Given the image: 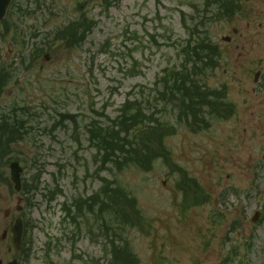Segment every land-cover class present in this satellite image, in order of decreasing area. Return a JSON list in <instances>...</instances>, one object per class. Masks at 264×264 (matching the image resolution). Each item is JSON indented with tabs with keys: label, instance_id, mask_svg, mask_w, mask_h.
Segmentation results:
<instances>
[{
	"label": "rangeland",
	"instance_id": "374dc122",
	"mask_svg": "<svg viewBox=\"0 0 264 264\" xmlns=\"http://www.w3.org/2000/svg\"><path fill=\"white\" fill-rule=\"evenodd\" d=\"M111 1L13 0L0 23V260L21 205L23 264H264V0ZM177 72L219 113L194 121L164 90ZM127 101L168 133L149 166L95 147Z\"/></svg>",
	"mask_w": 264,
	"mask_h": 264
},
{
	"label": "trees",
	"instance_id": "16d2710c",
	"mask_svg": "<svg viewBox=\"0 0 264 264\" xmlns=\"http://www.w3.org/2000/svg\"><path fill=\"white\" fill-rule=\"evenodd\" d=\"M115 2H117V0ZM105 3L108 6L112 3V1L105 0ZM233 6H235L234 0H222V9L225 12L228 13V11H233ZM62 32L64 31H61L58 34L62 35V37L63 35L66 36V34H63ZM202 49L209 51L211 50V46H209V44H205L203 45ZM173 74L174 76L176 75V81H173V77L172 80L165 82L164 90L166 91V93L170 92V94L173 96L178 95L177 100L179 101L177 102L179 106L181 107L182 105L185 109H187V113H191L193 115L194 121L197 119L198 121H205V119L202 117L204 116L202 114H205V107L210 108L213 113H219V106L221 105L217 101H215L216 97L214 96L213 91L209 92V89L204 88V86L198 82L196 77H183L181 76L182 72ZM177 89L179 90V93ZM131 105L132 102L127 101L123 105L121 115L111 121L112 126L110 125L106 128L99 129L101 133L100 139L99 142L95 144V147L102 156L103 162H115V164L118 165L119 168L131 163H135L141 167H145L146 165L149 166L154 156H156V154L158 153L157 149L159 148H153V140H151V138L153 136H157L158 134L162 143L163 136L165 134H168L166 133L165 129V132H159L158 130L154 131V127L151 126L150 122L147 123L145 120L146 118L144 119L145 116L142 114L143 112L141 113L139 111L141 114H139L138 112H134L131 115L129 112L132 108ZM21 125L24 126V122H22ZM0 126L4 131V135L6 136L7 130L5 131V127L3 125ZM91 129L93 130V128ZM113 192H111V202H114V207L117 205L115 201L122 200L126 202L125 196L121 193V190L118 189ZM117 210L119 214L129 218L126 213V209H120L118 207ZM131 220L132 219L129 218V221ZM128 224H130V222ZM121 254V256L120 254H118L117 256L119 258L125 257L126 260L128 259L123 252H121Z\"/></svg>",
	"mask_w": 264,
	"mask_h": 264
},
{
	"label": "water",
	"instance_id": "95a60500",
	"mask_svg": "<svg viewBox=\"0 0 264 264\" xmlns=\"http://www.w3.org/2000/svg\"><path fill=\"white\" fill-rule=\"evenodd\" d=\"M10 1L11 0H0V20L5 16L7 7ZM11 167H12V179L16 182L17 188L20 189L21 188L20 174H21L22 168L18 162L12 163ZM22 231H23L22 224L17 223V225L14 228V232H15L14 240L17 244L21 241ZM12 264H16V262Z\"/></svg>",
	"mask_w": 264,
	"mask_h": 264
},
{
	"label": "flooded vegetation",
	"instance_id": "af4514ba",
	"mask_svg": "<svg viewBox=\"0 0 264 264\" xmlns=\"http://www.w3.org/2000/svg\"><path fill=\"white\" fill-rule=\"evenodd\" d=\"M258 83H263L262 82V79L261 78H258L257 80ZM3 158V157H2ZM1 168H3V163L1 162V159H0V171H1ZM13 225H9V229L12 228ZM24 252L23 251H19L18 252V255H15L13 258H17L18 261H19V264H23V258H24V255H22ZM3 261V260H2ZM4 264V263H3Z\"/></svg>",
	"mask_w": 264,
	"mask_h": 264
}]
</instances>
